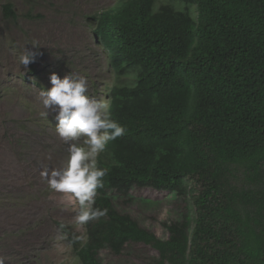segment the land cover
Wrapping results in <instances>:
<instances>
[{"label": "trees", "instance_id": "16d2710c", "mask_svg": "<svg viewBox=\"0 0 264 264\" xmlns=\"http://www.w3.org/2000/svg\"><path fill=\"white\" fill-rule=\"evenodd\" d=\"M176 1L197 4V16L155 10L157 0L94 16L112 66L136 82L111 90L126 132L99 157L109 172L94 207L107 214L86 223L85 242L71 239L82 264H106L102 251L142 264H264V0ZM2 11L19 18L11 1ZM145 188L181 200L166 237L129 210Z\"/></svg>", "mask_w": 264, "mask_h": 264}, {"label": "rangeland", "instance_id": "374dc122", "mask_svg": "<svg viewBox=\"0 0 264 264\" xmlns=\"http://www.w3.org/2000/svg\"><path fill=\"white\" fill-rule=\"evenodd\" d=\"M11 1L19 18L6 19L2 4ZM121 0H0V262L2 264H82L71 239H87L78 224L80 205L74 195L50 189L43 172L67 166L68 145L56 134L55 113L44 118L40 91L51 88L50 76L71 72L88 80V95L110 106L115 85H134L136 71L119 73L110 49L94 34L95 15ZM189 9L197 4L157 0ZM31 13L35 18L25 16ZM39 15V16H38ZM35 41L40 47L31 43ZM36 57L27 67L19 56ZM36 69V74L32 73ZM129 210L161 237L165 221L179 218L181 200L174 194L145 188L135 192ZM139 198H147L142 202ZM126 207V206H125ZM192 209H194L191 203ZM128 208V207H127ZM194 211V210H193ZM64 227L61 228L60 225ZM106 264H142L132 253L108 255Z\"/></svg>", "mask_w": 264, "mask_h": 264}, {"label": "clouds", "instance_id": "9594fccd", "mask_svg": "<svg viewBox=\"0 0 264 264\" xmlns=\"http://www.w3.org/2000/svg\"><path fill=\"white\" fill-rule=\"evenodd\" d=\"M31 44L40 47L35 41ZM35 57V52L25 49L19 56V63L27 67ZM50 83V89L40 91L45 109L41 115L48 118L55 113V131L68 145L69 156L66 168L52 170L50 174L45 171L42 175L51 190L74 195L80 205L76 222L85 224L107 214L106 209L94 207L95 197L104 187V177L109 172L108 167L99 165V157L111 141L125 134L126 129L111 118L108 105L87 94L86 77L71 72L61 78L52 73Z\"/></svg>", "mask_w": 264, "mask_h": 264}]
</instances>
